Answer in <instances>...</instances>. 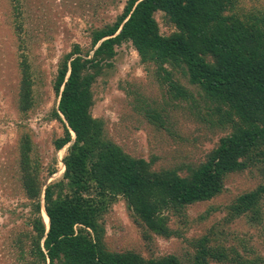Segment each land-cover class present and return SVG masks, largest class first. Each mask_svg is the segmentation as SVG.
I'll list each match as a JSON object with an SVG mask.
<instances>
[{
	"label": "rangeland",
	"instance_id": "obj_1",
	"mask_svg": "<svg viewBox=\"0 0 264 264\" xmlns=\"http://www.w3.org/2000/svg\"><path fill=\"white\" fill-rule=\"evenodd\" d=\"M127 1L0 0V264H50L37 251L46 254L44 238L31 225L44 208L45 189L62 181L63 158L74 140L72 133L71 141L56 148L64 135L62 124L51 117L58 103L52 89L57 65L76 45L83 53L91 49L92 32L112 24ZM225 8L223 15L243 21L247 13L248 18H264V0H229ZM153 17L161 36L175 30L163 12ZM113 49L91 88V115L103 122V142L115 143L132 158L151 163L154 157V170L178 166L185 176V165L198 164L222 138L235 134L236 127L225 120L227 105L190 83L182 65L163 64L166 76L160 64H143L129 41ZM25 87L28 101L21 96ZM179 91L184 93L175 97ZM25 141L28 165L21 157ZM256 152V166L248 162L224 175L215 197L175 212L163 210L165 231L160 234L123 195L106 194L97 221L102 227L99 247L145 260L171 257L178 264H264L262 215L229 212L237 197L264 185V152ZM96 193L91 189L83 195L98 199ZM155 219L161 222L159 215ZM217 246L222 254L214 251Z\"/></svg>",
	"mask_w": 264,
	"mask_h": 264
},
{
	"label": "trees",
	"instance_id": "obj_2",
	"mask_svg": "<svg viewBox=\"0 0 264 264\" xmlns=\"http://www.w3.org/2000/svg\"><path fill=\"white\" fill-rule=\"evenodd\" d=\"M225 4L229 0H128L112 24L92 32L91 49L83 53L76 45L59 61L52 85L58 103L51 117L62 124L64 135L56 148L71 141L72 133L74 140L63 158L62 181L45 189L44 208H39L41 215L31 225L44 238L46 254L37 251L50 264H178L171 257L145 260L101 249L102 227L97 221L104 196L123 195L145 224L160 234L165 231L163 210L175 212L209 200L219 193L224 175L244 169L248 162L256 166L252 153L264 152V18H248V13L242 15L244 21L228 17L223 15ZM157 12L168 16L175 27L167 36L158 32L153 17ZM126 41L143 64H160L166 76L163 64L182 65L190 83L198 85L208 98L227 105L225 120L236 127L235 134L222 138L198 164L185 165V176L179 174L178 166L154 170V157L151 163L132 158L115 143L101 140L103 122L91 115V88L113 57V47ZM27 91L28 87L22 88L21 96L28 101ZM28 149L25 141L21 157L26 165ZM169 151L176 152L172 147ZM260 172L264 175V167ZM91 189L98 199L83 195ZM260 191L264 185L237 197L229 212L264 219ZM42 213L48 219V230ZM158 215L161 222L155 219ZM214 251L223 253L221 246ZM58 256L62 261L54 263Z\"/></svg>",
	"mask_w": 264,
	"mask_h": 264
},
{
	"label": "bare ground",
	"instance_id": "obj_3",
	"mask_svg": "<svg viewBox=\"0 0 264 264\" xmlns=\"http://www.w3.org/2000/svg\"><path fill=\"white\" fill-rule=\"evenodd\" d=\"M43 219H44V223H46V225L48 226V219L45 214L43 215Z\"/></svg>",
	"mask_w": 264,
	"mask_h": 264
},
{
	"label": "water",
	"instance_id": "obj_4",
	"mask_svg": "<svg viewBox=\"0 0 264 264\" xmlns=\"http://www.w3.org/2000/svg\"><path fill=\"white\" fill-rule=\"evenodd\" d=\"M116 34H118V32H117ZM61 90H62V89H61Z\"/></svg>",
	"mask_w": 264,
	"mask_h": 264
},
{
	"label": "clouds",
	"instance_id": "obj_5",
	"mask_svg": "<svg viewBox=\"0 0 264 264\" xmlns=\"http://www.w3.org/2000/svg\"><path fill=\"white\" fill-rule=\"evenodd\" d=\"M74 135V134H73ZM47 230H48V228H47Z\"/></svg>",
	"mask_w": 264,
	"mask_h": 264
}]
</instances>
